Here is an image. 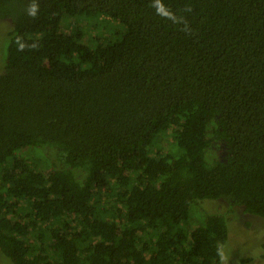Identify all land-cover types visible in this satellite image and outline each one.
<instances>
[{
	"label": "trees",
	"instance_id": "obj_1",
	"mask_svg": "<svg viewBox=\"0 0 264 264\" xmlns=\"http://www.w3.org/2000/svg\"><path fill=\"white\" fill-rule=\"evenodd\" d=\"M0 19L11 264H221L228 217L201 203L264 219V0H0Z\"/></svg>",
	"mask_w": 264,
	"mask_h": 264
},
{
	"label": "rangeland",
	"instance_id": "obj_2",
	"mask_svg": "<svg viewBox=\"0 0 264 264\" xmlns=\"http://www.w3.org/2000/svg\"><path fill=\"white\" fill-rule=\"evenodd\" d=\"M10 27L7 19H0V71ZM169 139L168 135L159 138L164 150L172 147ZM201 205L211 212L219 211L227 214L228 238L221 250V264H264V255L259 247L264 241L263 218L247 216L242 212L237 215L236 208H233V211L226 202L219 200H205ZM0 264L11 263L0 254Z\"/></svg>",
	"mask_w": 264,
	"mask_h": 264
},
{
	"label": "clouds",
	"instance_id": "obj_3",
	"mask_svg": "<svg viewBox=\"0 0 264 264\" xmlns=\"http://www.w3.org/2000/svg\"><path fill=\"white\" fill-rule=\"evenodd\" d=\"M31 14H33V15H34V12H33V13H31Z\"/></svg>",
	"mask_w": 264,
	"mask_h": 264
}]
</instances>
